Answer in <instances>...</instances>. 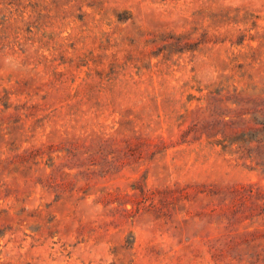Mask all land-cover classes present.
<instances>
[{
    "label": "rangeland",
    "instance_id": "rangeland-1",
    "mask_svg": "<svg viewBox=\"0 0 264 264\" xmlns=\"http://www.w3.org/2000/svg\"><path fill=\"white\" fill-rule=\"evenodd\" d=\"M263 123L264 0H0V264H264Z\"/></svg>",
    "mask_w": 264,
    "mask_h": 264
},
{
    "label": "trees",
    "instance_id": "trees-1",
    "mask_svg": "<svg viewBox=\"0 0 264 264\" xmlns=\"http://www.w3.org/2000/svg\"><path fill=\"white\" fill-rule=\"evenodd\" d=\"M263 130L264 123L255 127V139L257 141L256 145H249L247 141L246 144L239 146V149L241 150V156L243 158H249L255 164L259 165L262 172H264V145H261V136L259 135L262 133Z\"/></svg>",
    "mask_w": 264,
    "mask_h": 264
}]
</instances>
